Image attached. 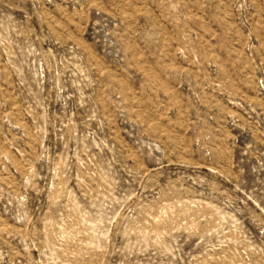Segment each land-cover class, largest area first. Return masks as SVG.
<instances>
[{
  "label": "rangeland",
  "instance_id": "1",
  "mask_svg": "<svg viewBox=\"0 0 264 264\" xmlns=\"http://www.w3.org/2000/svg\"><path fill=\"white\" fill-rule=\"evenodd\" d=\"M0 264H264V0H0Z\"/></svg>",
  "mask_w": 264,
  "mask_h": 264
}]
</instances>
